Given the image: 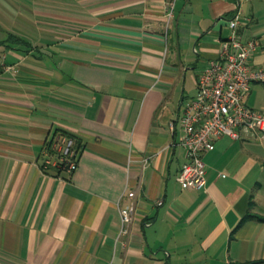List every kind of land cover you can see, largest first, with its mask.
<instances>
[{
    "label": "crops",
    "instance_id": "obj_1",
    "mask_svg": "<svg viewBox=\"0 0 264 264\" xmlns=\"http://www.w3.org/2000/svg\"><path fill=\"white\" fill-rule=\"evenodd\" d=\"M168 1L0 0V264H264V144L223 136L206 189L178 181L195 71L237 14L264 66V0H177L172 18ZM246 102L264 112V87ZM58 133L75 140L72 175L42 169Z\"/></svg>",
    "mask_w": 264,
    "mask_h": 264
},
{
    "label": "built area",
    "instance_id": "obj_2",
    "mask_svg": "<svg viewBox=\"0 0 264 264\" xmlns=\"http://www.w3.org/2000/svg\"><path fill=\"white\" fill-rule=\"evenodd\" d=\"M177 0H169L167 15L172 18ZM240 14L230 21L231 36L221 42L217 58L208 61L197 78V95L184 106L178 123L184 135L182 146L187 151L178 181L184 189L204 190L207 186L204 155L215 147L217 139L227 136L235 140L255 139L264 144V112L248 106L246 98L253 84H264V66L252 65V58L260 41H244L238 33ZM0 56V70H12ZM78 156L74 138L56 134L43 150L42 169L53 168L73 174L78 169ZM127 196L136 198V192ZM163 202L159 201L158 205ZM134 203L121 208L123 228L127 233L135 218Z\"/></svg>",
    "mask_w": 264,
    "mask_h": 264
},
{
    "label": "rangeland",
    "instance_id": "obj_3",
    "mask_svg": "<svg viewBox=\"0 0 264 264\" xmlns=\"http://www.w3.org/2000/svg\"><path fill=\"white\" fill-rule=\"evenodd\" d=\"M22 3V2H21ZM17 6H15V8H16ZM17 9V8H16ZM18 25H20V26H22V27H20V29H18V30H20V33H22V34H25V28L23 27V25H24V23H17V21H16V23H15V26H18ZM19 28V27H18ZM24 30V31H23ZM7 31V28H5V26H3L1 23H0V38H3V36H5V32ZM33 32H36V29L34 30H32ZM24 32V33H23ZM28 34H29V31H28ZM33 34V33H32ZM28 36V35H27ZM33 36H34V34H33ZM2 50V46H0V51ZM202 66L203 65H201V63H199V66L197 67V69H196V71H195V76H194V81L196 82V84H197V78H196V75H198L200 72H201V70H202ZM199 76V75H198ZM191 81V80H190ZM191 84H192V82H191ZM190 84V85H191ZM193 85V84H192ZM263 87H264V84H261ZM193 91H191L190 92V94H193L192 93Z\"/></svg>",
    "mask_w": 264,
    "mask_h": 264
},
{
    "label": "trees",
    "instance_id": "obj_4",
    "mask_svg": "<svg viewBox=\"0 0 264 264\" xmlns=\"http://www.w3.org/2000/svg\"><path fill=\"white\" fill-rule=\"evenodd\" d=\"M8 43H16V44H20V45H25V46H29L28 42L25 41L22 38L19 37H15V36H11L8 41L6 43H4L5 46H9ZM264 262V261H261ZM260 263V262H258ZM247 264H256V263H247Z\"/></svg>",
    "mask_w": 264,
    "mask_h": 264
},
{
    "label": "water",
    "instance_id": "obj_5",
    "mask_svg": "<svg viewBox=\"0 0 264 264\" xmlns=\"http://www.w3.org/2000/svg\"><path fill=\"white\" fill-rule=\"evenodd\" d=\"M221 25H222V22L218 23V26H219V27H220ZM219 27H218V28H219ZM216 30H219V29H216Z\"/></svg>",
    "mask_w": 264,
    "mask_h": 264
}]
</instances>
